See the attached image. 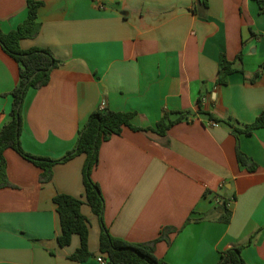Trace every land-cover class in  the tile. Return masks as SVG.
<instances>
[{
  "label": "crops",
  "instance_id": "0c3cea01",
  "mask_svg": "<svg viewBox=\"0 0 264 264\" xmlns=\"http://www.w3.org/2000/svg\"><path fill=\"white\" fill-rule=\"evenodd\" d=\"M39 34L23 50L47 48L60 66L45 87L30 89L20 137L31 155L61 159L77 142L89 115L106 104L134 113L132 124L155 129L165 114L175 120L164 136L125 127L100 147L92 177L105 200L110 234L131 243L165 238L155 253L166 264H219L240 247L246 264H264V128L234 134L212 118L251 125L264 111V11L254 0H37ZM195 8V9H194ZM195 10V11H194ZM26 0H0V31L27 18ZM226 85H217L221 54L234 61ZM259 74L253 82L251 80ZM19 65L0 45V132L11 121ZM238 151L256 170L238 162ZM11 187L0 189V264H100L101 223L84 203L89 250L60 246L54 197L84 200L85 155L43 170L13 149L4 153ZM234 200L229 223L222 203Z\"/></svg>",
  "mask_w": 264,
  "mask_h": 264
},
{
  "label": "trees",
  "instance_id": "16d2710c",
  "mask_svg": "<svg viewBox=\"0 0 264 264\" xmlns=\"http://www.w3.org/2000/svg\"><path fill=\"white\" fill-rule=\"evenodd\" d=\"M254 1L259 5L262 13L264 11V0ZM26 2L28 13L25 21L14 31L9 33L0 31V45L19 65V83L11 92L14 99L11 121L0 132V189L12 186L7 176V162L4 157L7 149L15 150L24 159L41 168L43 170L40 178L42 183L52 180L53 168L56 165L66 163L79 155H85L86 159L82 169L85 189L84 200L66 194H57L53 199L61 222L62 232L58 237L60 246L70 245L73 236L78 235L80 237V247L70 256V259L84 262L94 256L89 250V220L81 212L82 205L87 203L101 223L100 252L107 260V264H166L157 257L155 245L159 240L165 238L167 231H172L173 228H165L160 237L150 243H131L112 236L103 221L105 200L100 185L94 181L92 174L99 164L101 145L114 135H121L125 127L134 131H153L164 136L173 125L189 117L190 113H174V115H179L175 120H172L170 114L167 113L155 129H142L132 124L134 113L115 112L106 107H101L89 115L87 122L79 131L75 147L61 159L42 158L25 152L20 141L25 97L30 89H41L48 85L51 73L61 64L50 49L35 47L23 50L21 48V40L35 38L41 30L38 11L43 3L37 0H26ZM195 5H200L205 9L208 8L207 0H197ZM242 59L243 52L234 61L229 60L225 54H221L218 62L216 84L226 85L233 73H243L242 70L235 68V63L237 61L241 62ZM258 76L259 74H256L251 82ZM212 119L214 123L229 126L236 135L241 133L251 134L257 129L264 128V111L260 113L253 124L242 127L231 118L227 120ZM238 162L241 166L247 167L250 172L256 170V166L251 164L249 159L240 151H238ZM226 203V201L222 203L224 209L222 219L224 222L229 223L232 211L226 207ZM219 264H246L241 254V248L235 247L225 251Z\"/></svg>",
  "mask_w": 264,
  "mask_h": 264
},
{
  "label": "built area",
  "instance_id": "2783aa9c",
  "mask_svg": "<svg viewBox=\"0 0 264 264\" xmlns=\"http://www.w3.org/2000/svg\"><path fill=\"white\" fill-rule=\"evenodd\" d=\"M195 1H197V0H195ZM105 106H106V104L103 103L101 107H105ZM211 125H212V126H217L218 124L213 122V123H211ZM233 202H234V200H230L229 202H227V203H226V207H227L228 209H230L231 206H232V204H233ZM97 261H98L100 264H107V260H106L105 258L101 257V256L97 258Z\"/></svg>",
  "mask_w": 264,
  "mask_h": 264
}]
</instances>
